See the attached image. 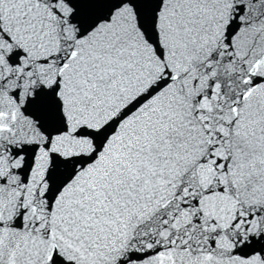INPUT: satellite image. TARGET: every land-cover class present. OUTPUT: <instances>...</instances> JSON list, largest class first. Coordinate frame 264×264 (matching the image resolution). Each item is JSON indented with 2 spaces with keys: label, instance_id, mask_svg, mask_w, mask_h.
<instances>
[{
  "label": "snow or ice",
  "instance_id": "obj_1",
  "mask_svg": "<svg viewBox=\"0 0 264 264\" xmlns=\"http://www.w3.org/2000/svg\"><path fill=\"white\" fill-rule=\"evenodd\" d=\"M0 264H264V0H0Z\"/></svg>",
  "mask_w": 264,
  "mask_h": 264
}]
</instances>
